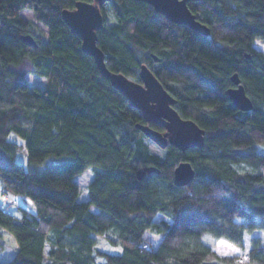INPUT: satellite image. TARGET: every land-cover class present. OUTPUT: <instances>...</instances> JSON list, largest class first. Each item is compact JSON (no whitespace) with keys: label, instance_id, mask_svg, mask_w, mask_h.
I'll return each instance as SVG.
<instances>
[{"label":"trees","instance_id":"16d2710c","mask_svg":"<svg viewBox=\"0 0 264 264\" xmlns=\"http://www.w3.org/2000/svg\"><path fill=\"white\" fill-rule=\"evenodd\" d=\"M76 1L0 0V147L12 150L7 136L16 132L32 165L0 163V184L33 205L15 216L0 202V227L18 244L0 264H264L260 236L241 255L214 249L219 238L243 247L246 233L264 230V52L254 47L264 41V0L188 1L208 35L142 0L104 3L97 36L107 67L141 82L145 64L178 113L205 130L201 147L169 144L160 152L135 127L145 122L140 110L99 72L62 19ZM26 33L35 46L21 39ZM28 73L44 77L43 85L31 87ZM233 73L252 100L249 110L224 93ZM182 160L195 176L177 186L173 170ZM142 165L159 171L138 179ZM90 166L88 199L78 201L74 175ZM148 229L162 233L156 248ZM96 234L122 251L98 248Z\"/></svg>","mask_w":264,"mask_h":264},{"label":"water","instance_id":"95a60500","mask_svg":"<svg viewBox=\"0 0 264 264\" xmlns=\"http://www.w3.org/2000/svg\"><path fill=\"white\" fill-rule=\"evenodd\" d=\"M108 0H77L73 8L61 11V17L71 31L81 38L82 52L92 56L99 72L109 80L111 85L125 96L131 106L138 108L144 123L137 122L135 127L160 148L169 144L185 151L190 147H201L204 142L205 130L195 121L183 118L174 108L175 98L164 88L154 73L141 64L138 72L141 82L127 77L124 73L113 71L106 65L105 53L98 45L97 32L103 27L104 14L102 7ZM150 4L154 11L168 20L185 24L201 34L208 35L210 28L198 20L188 7V1L202 0H142ZM21 39L32 46L36 45L33 36L22 34ZM155 60H158L153 56ZM233 86L224 93L229 96L233 105L240 110H249L253 103L240 83L237 73L230 77ZM149 123L162 126L163 130L152 127ZM159 169L153 165L140 166L135 174L138 179L144 178ZM195 176V169L187 160L180 161L173 170V183L177 186L189 184Z\"/></svg>","mask_w":264,"mask_h":264},{"label":"rangeland","instance_id":"374dc122","mask_svg":"<svg viewBox=\"0 0 264 264\" xmlns=\"http://www.w3.org/2000/svg\"><path fill=\"white\" fill-rule=\"evenodd\" d=\"M22 15L29 19L30 21H35L33 27L35 31L45 34L46 27L39 22H36L33 13L30 9H23L21 11ZM254 47L264 52V41L256 40L254 42ZM27 79L30 83V86L35 85H43L44 77L39 75L28 73ZM8 141H10L13 145V149H7L4 147H0V163L4 165H9L11 160L19 162L25 165L26 168L31 167L32 165L28 164L27 160V152L24 144V139L20 137L16 132L10 131L7 136ZM149 149L154 152H160V147L157 146L151 140L148 142ZM95 170L93 167H88L85 170L78 172L74 175L75 180L78 183L79 192L77 196L78 201H85L88 199V184L93 178ZM6 191V192H5ZM3 190L0 184V202H2L5 207L15 216H20L23 213V209H31L33 208L32 203L23 197L21 194L14 193L10 190ZM89 210L96 212L98 208L94 204L89 205ZM161 215L158 214L155 218H160ZM0 260H6L13 257L15 254L18 244L14 237V235L4 227H0ZM146 238L151 241V244L154 248L158 246L159 240L161 239L162 233H157L153 230L148 229L145 232ZM263 237L264 238V230L256 229L252 232H248L244 236V246L240 247L234 245L227 241L224 238H219L216 240L215 250L221 254L226 255L224 253H228L227 255H241L247 250L250 245L251 238L253 237ZM97 237V247L111 253H120L122 251L121 245L111 244L106 236L101 234H96ZM206 238V237H205ZM231 246V247H229ZM239 249V251H233V249ZM47 249V247H46Z\"/></svg>","mask_w":264,"mask_h":264},{"label":"snow or ice","instance_id":"6c2138e0","mask_svg":"<svg viewBox=\"0 0 264 264\" xmlns=\"http://www.w3.org/2000/svg\"><path fill=\"white\" fill-rule=\"evenodd\" d=\"M229 247H231V246H229ZM233 251H239V249H235V248H234ZM224 254L227 255L228 253H224Z\"/></svg>","mask_w":264,"mask_h":264}]
</instances>
